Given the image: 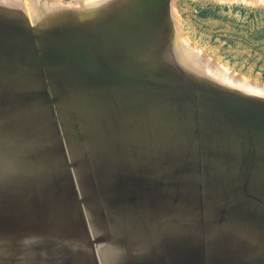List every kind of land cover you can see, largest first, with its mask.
<instances>
[{
    "label": "bare ground",
    "instance_id": "obj_1",
    "mask_svg": "<svg viewBox=\"0 0 264 264\" xmlns=\"http://www.w3.org/2000/svg\"><path fill=\"white\" fill-rule=\"evenodd\" d=\"M44 1L0 0V264H264V85L168 0Z\"/></svg>",
    "mask_w": 264,
    "mask_h": 264
},
{
    "label": "rangeland",
    "instance_id": "obj_2",
    "mask_svg": "<svg viewBox=\"0 0 264 264\" xmlns=\"http://www.w3.org/2000/svg\"><path fill=\"white\" fill-rule=\"evenodd\" d=\"M19 1L24 7L25 0ZM76 1L53 0L67 8L80 3ZM260 1L251 5L237 1L168 0V7L190 45L197 46L201 55L212 58L211 63L221 64L233 75L264 85V3Z\"/></svg>",
    "mask_w": 264,
    "mask_h": 264
}]
</instances>
